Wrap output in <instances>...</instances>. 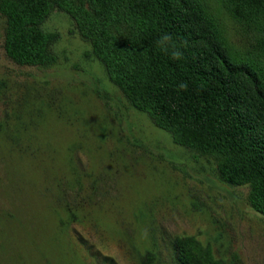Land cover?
Listing matches in <instances>:
<instances>
[{"label": "rangeland", "instance_id": "374dc122", "mask_svg": "<svg viewBox=\"0 0 264 264\" xmlns=\"http://www.w3.org/2000/svg\"><path fill=\"white\" fill-rule=\"evenodd\" d=\"M264 90L262 0H191ZM44 65L14 62L0 16V264H264V217L218 159L177 143L110 80L65 11Z\"/></svg>", "mask_w": 264, "mask_h": 264}, {"label": "trees", "instance_id": "16d2710c", "mask_svg": "<svg viewBox=\"0 0 264 264\" xmlns=\"http://www.w3.org/2000/svg\"><path fill=\"white\" fill-rule=\"evenodd\" d=\"M55 8L70 15L125 98L177 143L214 153L220 179L248 185L249 204L264 217V90L251 70L227 59L192 1L0 0L4 49L14 62L51 60V36L40 25ZM162 33L180 59L157 49ZM176 258L202 264L180 246Z\"/></svg>", "mask_w": 264, "mask_h": 264}, {"label": "clouds", "instance_id": "9594fccd", "mask_svg": "<svg viewBox=\"0 0 264 264\" xmlns=\"http://www.w3.org/2000/svg\"><path fill=\"white\" fill-rule=\"evenodd\" d=\"M155 45L159 51L165 53L172 60H178L182 56V52L173 44L172 37L168 33H162L157 38ZM184 82H180L178 87L184 88Z\"/></svg>", "mask_w": 264, "mask_h": 264}]
</instances>
